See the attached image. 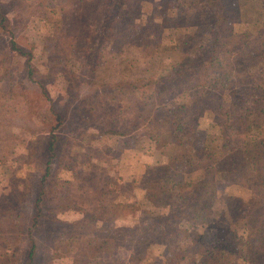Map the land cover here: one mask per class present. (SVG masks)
<instances>
[{"label":"trees","instance_id":"obj_1","mask_svg":"<svg viewBox=\"0 0 264 264\" xmlns=\"http://www.w3.org/2000/svg\"><path fill=\"white\" fill-rule=\"evenodd\" d=\"M254 8L264 29V0H0V163L17 128L29 167L26 192L0 199V264H36L32 232L45 224L46 262L116 264L125 251L127 264L148 255V264H264V41L245 52L253 33L236 27ZM33 21L43 43L60 38L65 62L85 71L87 89L63 86V104L47 86L63 77L60 65L35 68L17 43ZM37 96L44 116L31 106ZM196 130L219 144L199 143ZM129 138L163 162L117 173ZM57 171L70 180H54ZM66 210L80 217L59 219Z\"/></svg>","mask_w":264,"mask_h":264},{"label":"rangeland","instance_id":"obj_2","mask_svg":"<svg viewBox=\"0 0 264 264\" xmlns=\"http://www.w3.org/2000/svg\"><path fill=\"white\" fill-rule=\"evenodd\" d=\"M64 0H45V3L49 7H54L60 5ZM2 4L5 6L10 5V0H2ZM249 8V7H248ZM147 11H150V5H146L144 7ZM143 10V9H142ZM182 11V9H180ZM180 10H175L174 14H179ZM12 12L10 13V10H8V15L11 16ZM259 11H257L256 8L254 9H248L245 11V17L241 19L242 23H239L237 25V28H248L250 32L253 33V35L249 38L246 46L244 47L245 52L252 51L257 45L262 43L264 41V29H260L259 23L257 25L254 23L258 20ZM254 18V20H251V18ZM27 18V16H25ZM251 20L253 23H243L245 20ZM32 20V19H31ZM260 20V19H259ZM239 22V21H238ZM255 24V25H254ZM39 25L36 23V21L33 22H27L26 27L24 30L17 32V43L18 45L23 48V50L30 51L32 53V63L34 64V67L38 68L39 70H43L45 68V65H50L53 63H56L57 65H60V68H62L63 77L59 78V80H53L50 78V82H47L48 90L50 92V95L53 99H56L57 102H63L62 96L59 95V91H63L62 87L65 86V89L72 93L73 95L79 96L83 90L87 89L86 84V76L85 71L79 69V65L75 63L74 61H68L65 62V60L62 57L63 52L61 51L63 48L62 41H55L52 43H43L42 40L38 37V31L35 26ZM195 29V28H194ZM195 30H198L200 33H205L206 35L210 36L213 33V29L210 26L207 25H200L196 27ZM16 54V53H15ZM13 62L17 65L19 72H23L25 67V57H17L14 55L12 58ZM170 59H166L164 63H168ZM22 80L26 81V76H21ZM30 82V81H28ZM31 86H35L34 84L30 83ZM85 89V90H86ZM63 104V103H62ZM32 108L35 112H40L44 114L46 113L45 109L47 106V102L45 99L41 97H35L34 100H32L31 103ZM64 107H60V110ZM73 108V105L70 107ZM199 136V143H205L207 145L211 144H219V137L217 136V133L214 132H202L199 130H196ZM13 132L17 134V136L13 139L14 140V151H12L11 157L6 158L7 161L4 163H0V199H4L7 197L14 198L15 196H12L13 192H20L21 194H24L26 192L25 185L23 184L24 175L27 171L28 164L25 161L23 154V144L20 143V138L22 135V132H20L17 128H13ZM67 131L63 133V136L66 134ZM130 140V141H129ZM128 145H124V139H121L118 146L122 149V153H120V156L115 159L113 163V170H115L117 173L122 175H138L147 173V171L150 170V168L154 165H156L158 162H163L162 156L157 153L154 155L149 154H143L135 149V146L131 143L132 138L128 139ZM19 142V144H18ZM218 142V143H217ZM61 143V141H60ZM100 158L99 154H96V158ZM56 177H63V179H69L68 175L64 172H53V179L55 180ZM169 178L172 181H179L181 179H186L185 176L179 173L170 172ZM14 180H20L17 184L14 182ZM53 180V181H54ZM70 180V179H69ZM74 188V186H73ZM12 198L13 201H15ZM25 200V199H24ZM30 202L27 201L24 204V209L26 211H29ZM1 216V212H0ZM80 217V214L78 212L72 211V210H66L64 213L59 214L58 218L61 220H74L76 218ZM122 221H117L115 224L120 225L123 224ZM0 227L2 228V222L0 221ZM8 227V226H6ZM51 225L45 224L42 225L40 229H35L32 233L34 235V240L36 242V264L39 263H46V264H74L72 258L68 255H60L57 259L53 261H47L46 262V246L44 244V238L45 235L47 236L48 230L50 229ZM5 228V227H4ZM23 232H26V226L25 229H23ZM26 235V233L24 234ZM19 249L26 248L27 247V241L26 236H23L21 239H19ZM117 263L116 264H127L128 259V253L125 251H120L117 254ZM147 257L149 259H147ZM147 257H143V264H148L149 260H151V257L148 255Z\"/></svg>","mask_w":264,"mask_h":264}]
</instances>
